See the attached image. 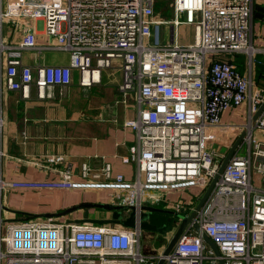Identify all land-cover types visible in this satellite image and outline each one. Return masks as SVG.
I'll list each match as a JSON object with an SVG mask.
<instances>
[{"label":"built area","instance_id":"2783aa9c","mask_svg":"<svg viewBox=\"0 0 264 264\" xmlns=\"http://www.w3.org/2000/svg\"><path fill=\"white\" fill-rule=\"evenodd\" d=\"M163 1L172 2V20L157 18L156 0H0V29L6 21L37 20L48 38L40 46L28 28L20 42L7 43L0 30V102L4 88L28 96L34 83L41 98L47 89H65L74 70L82 86H92L118 62L121 100L127 103L134 93L137 105V117L125 122L137 143L122 156L123 163L136 165L134 179L113 175L109 162L95 170L87 161L75 178L71 165L58 166L66 156L53 154L46 161L60 173L57 179L8 182L0 175V208L9 188H97L124 193L121 204L135 206L137 213L150 205L146 200H163L165 208L179 211L188 200L171 204L166 196L198 189L200 201L245 133L209 197L167 256L166 245L143 251L140 225L0 217V264H157L162 257L164 264H264V140L255 136V131L264 135V110L254 118L264 103V83L253 78L254 62L263 64L255 57L264 49L253 44L255 0ZM163 24L170 25L167 44ZM181 25L193 27L192 42H180ZM31 49L67 51L70 62L34 70L22 63L23 50ZM238 54L248 56V76L234 61ZM246 104L243 124L223 122L225 111ZM3 128L0 103V161Z\"/></svg>","mask_w":264,"mask_h":264},{"label":"crops","instance_id":"0c3cea01","mask_svg":"<svg viewBox=\"0 0 264 264\" xmlns=\"http://www.w3.org/2000/svg\"><path fill=\"white\" fill-rule=\"evenodd\" d=\"M262 6L264 7V0L254 1L253 44L256 24L260 42L264 43V18L256 16L257 9ZM255 18L260 21L256 23ZM16 25H19V28ZM28 28L35 30L40 46L48 43L43 24L37 20L23 19L19 23L6 21L1 26V36L7 43H18ZM179 40L182 42L181 37ZM256 48L264 49V46ZM260 54L264 55L257 53ZM260 61L263 62L261 64L263 66L256 73L253 72L255 81L257 72L260 69L264 70V61ZM69 62L70 54L67 51L31 49L22 52V63L34 70L44 65H67ZM236 64L243 72L240 64L237 62ZM115 65L112 69L103 70L100 81L92 86H82L80 72L74 70L72 83L68 87L47 89V96L44 98L39 96L34 83L30 86L28 96H24L20 90L6 88L2 90L0 103L4 128L1 137L3 154L0 175L5 181L59 178L60 173L51 169L53 166L48 165L46 161L47 157L53 154L66 156L65 162L58 166L65 169L71 165L75 178L80 177V166L87 161L95 170H100L109 162L113 167V175L123 174L128 180L134 179L136 165L123 163L122 156L137 143L135 130L125 126L127 120L137 117V105L134 93L127 96V103L121 100L119 84L122 73L118 62ZM247 111V104L227 110L222 114V120L226 123L243 124ZM240 112L242 116L238 117ZM235 119L238 120L234 121ZM195 191L200 192L198 189ZM112 193L115 192L97 188L54 190L9 188L1 198L0 217L7 222L30 217L48 218L44 215L60 212L84 202L117 204L109 197ZM173 194L179 193H170L168 196ZM169 202L174 203L170 200ZM189 205L191 204L183 206L185 210H189ZM85 211L80 209L65 217L53 218L76 221L84 217ZM123 214L124 217L129 216L130 210H124ZM89 218L110 219L112 212L102 208H90ZM170 232H167L166 236Z\"/></svg>","mask_w":264,"mask_h":264},{"label":"water","instance_id":"95a60500","mask_svg":"<svg viewBox=\"0 0 264 264\" xmlns=\"http://www.w3.org/2000/svg\"><path fill=\"white\" fill-rule=\"evenodd\" d=\"M256 16H259L261 18H264V7H259L256 12ZM17 28H19V25H16ZM264 110V103L259 108L258 112L255 115V119L262 113ZM245 133H242L230 151L228 152L227 156L224 158L218 174L213 178L210 185L208 186L207 190L205 191L204 195L201 197L199 203L195 207V209L187 216L186 210L184 207H181L179 211H175L170 208H158L154 205H143L140 209V212L137 213V209L135 206H129V205H122V204H112V203H103V202H84L81 204H78L76 206H72L66 210L56 212V213H49L45 214L44 217H62L66 216L68 214H71L77 210L84 209L85 214L83 218L77 219V222H97V223H111V224H121L125 227H136L137 225H140V228L144 231H150L154 233H160V234H166L167 232L171 231L173 229V225L171 224V221H173V224H178L177 230L170 240L169 244L164 250V256H167L171 250L174 248L176 243L178 242L179 238L181 237L182 233L186 229L187 225L192 222V219L195 217L197 211L202 207L204 202L209 197L211 191L213 190L216 181L220 177V174L223 172L226 164L228 163L229 159L237 149L238 145L242 141ZM90 208H102L107 211L112 212V218L110 219H90L89 218V209ZM124 210H130V214L127 217H124L123 211ZM153 212H163L167 214H172L177 216L176 219H173L172 217H169L167 222L158 225L156 223L151 222V216ZM40 217V216H39ZM43 217V216H41ZM194 227L197 231L200 230V227L198 224H194ZM205 240L211 245V247L214 249L215 253L220 256V251L218 246L213 242L211 238H209L207 235H204ZM165 258L162 257L157 264H164ZM221 264H225L223 260H220Z\"/></svg>","mask_w":264,"mask_h":264},{"label":"rangeland","instance_id":"374dc122","mask_svg":"<svg viewBox=\"0 0 264 264\" xmlns=\"http://www.w3.org/2000/svg\"><path fill=\"white\" fill-rule=\"evenodd\" d=\"M155 12L157 14V18L161 19V20H172L174 18V10H173V6H172V2L171 1H163V0H156V3H155ZM185 19V16L183 17ZM255 21L256 23L258 21H260L258 18H255ZM193 27H190V26H184V25H181L180 26V29H179V35L181 37V41L183 43H189L191 40L193 41ZM259 29H258V26L257 24L254 26V46L255 47H262L264 46V43L263 42H260L261 39H260V36H259ZM161 38H162V43L164 44H167L168 42H170V25L168 24H163L162 25V28H161ZM234 61H236L237 63L240 64V68L241 70L243 71L244 74H246V76L249 75V63H248V56L245 55V54H238V55H234ZM256 59L258 58V61L260 60H263L264 61V55L263 54H260V55H256L255 57ZM259 68H262L261 64L258 62H254V71L256 73V71L259 69ZM264 80V79H262ZM242 116V112H240L238 114V117H241ZM240 119V118H238ZM238 119H235L234 121L238 120ZM255 136L258 140H264V135H260L257 131H255ZM217 148H219V145H216ZM220 150L222 152H225L226 151V148H220ZM243 153V151H242ZM200 192L199 191H195V190H187L186 193H183V194H173V195H169V196H166V199L172 201V202H178L180 201L181 199H185V200H188L187 201V205L190 203L191 205L188 206L189 210L188 212L191 213V208L192 207H196V205L198 204V201H199V194ZM201 195L203 196L204 193H201ZM110 198H112V200L115 202V203H122L124 201V193H120V196L119 194H116L115 193H112V195H109ZM193 197V198H191ZM166 200V201H168ZM190 200H192L190 202ZM164 201H160L159 203H155L151 200H146L144 204H150V205H155L156 204V207L158 208H165V202L163 203ZM173 216V219H176L177 216L175 215H172V214H167V213H163V212H153L152 213V219L155 220L156 222L158 223H162V222H167L168 218L169 217H172ZM65 217V216H64ZM174 222L171 221V224H173ZM4 231H5V228H4ZM175 233V228H173L171 230V232L169 233V235L167 236H163L161 235L160 233L157 234V233H154V232H150V231H145L144 234H143V237L141 239V242H142V248H143V251H152L153 250V247L155 248H160L164 245H167L169 244V239L171 238L172 239V235ZM167 234V233H166ZM165 234V235H166Z\"/></svg>","mask_w":264,"mask_h":264},{"label":"trees","instance_id":"16d2710c","mask_svg":"<svg viewBox=\"0 0 264 264\" xmlns=\"http://www.w3.org/2000/svg\"><path fill=\"white\" fill-rule=\"evenodd\" d=\"M261 66H263V65H261ZM262 79H264V70L260 69V70L257 72V81H258L259 83H264V80H262Z\"/></svg>","mask_w":264,"mask_h":264},{"label":"flooded vegetation","instance_id":"af4514ba","mask_svg":"<svg viewBox=\"0 0 264 264\" xmlns=\"http://www.w3.org/2000/svg\"><path fill=\"white\" fill-rule=\"evenodd\" d=\"M150 221L153 222V223H156V224H158V225H161V224L164 223V222H162V223H158V222H156L155 220L152 219V216H151V220H150Z\"/></svg>","mask_w":264,"mask_h":264}]
</instances>
